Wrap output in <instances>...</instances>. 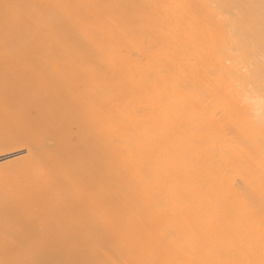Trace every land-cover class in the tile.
<instances>
[{
	"label": "bare ground",
	"instance_id": "obj_1",
	"mask_svg": "<svg viewBox=\"0 0 264 264\" xmlns=\"http://www.w3.org/2000/svg\"><path fill=\"white\" fill-rule=\"evenodd\" d=\"M0 161V264H264V0H0Z\"/></svg>",
	"mask_w": 264,
	"mask_h": 264
},
{
	"label": "rangeland",
	"instance_id": "obj_2",
	"mask_svg": "<svg viewBox=\"0 0 264 264\" xmlns=\"http://www.w3.org/2000/svg\"><path fill=\"white\" fill-rule=\"evenodd\" d=\"M12 158V157H11ZM9 158V159H11ZM3 161V160H2ZM0 161V162H2ZM5 161V160H4ZM2 164V163H0ZM3 169H2V168ZM6 170L7 167L5 166ZM5 168L3 165L0 166V174L5 173ZM4 197L5 201H8V194L5 190V188L2 186V184L0 183V227H2L4 220L3 219H7L6 223L8 224V226H10V236H9V245H7V247H12L13 246V228H12V208H11V203L10 201H8V204H4V202L2 201V198ZM3 241V239H2ZM2 244V242H0V245Z\"/></svg>",
	"mask_w": 264,
	"mask_h": 264
}]
</instances>
